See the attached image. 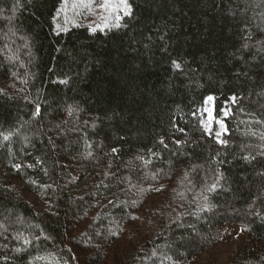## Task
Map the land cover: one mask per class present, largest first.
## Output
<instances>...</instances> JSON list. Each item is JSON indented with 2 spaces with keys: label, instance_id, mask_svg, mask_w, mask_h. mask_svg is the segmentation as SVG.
<instances>
[{
  "label": "trees",
  "instance_id": "1",
  "mask_svg": "<svg viewBox=\"0 0 264 264\" xmlns=\"http://www.w3.org/2000/svg\"><path fill=\"white\" fill-rule=\"evenodd\" d=\"M128 2L0 0V264H264V0Z\"/></svg>",
  "mask_w": 264,
  "mask_h": 264
},
{
  "label": "rangeland",
  "instance_id": "2",
  "mask_svg": "<svg viewBox=\"0 0 264 264\" xmlns=\"http://www.w3.org/2000/svg\"><path fill=\"white\" fill-rule=\"evenodd\" d=\"M74 2H76V0H68L67 6L64 7V10L60 11V14L61 12L62 14L64 13L65 16L64 20H68L72 16V13L76 12L77 18L80 22L87 23L92 28H96V29L99 28L100 26L104 27L103 25H105V22L102 18L107 17L108 13L99 7V4L102 3V0H93L91 10L84 7L72 8L71 5ZM120 15L122 16L123 13L121 12ZM112 20H115V18L109 17L107 20V24ZM115 23H117V21H115ZM97 25H99V27H97ZM207 98L204 101V105L199 110V115L202 119V126L204 130L207 132V134L213 133L216 137V140L219 143H223L224 136L228 132L225 120L230 115V108L229 107L225 108L223 110V116L221 118H217L215 115L214 98L212 100H208ZM226 111L228 113L227 116L224 115ZM209 112H211L212 116L214 117V120L211 122H209L208 119ZM216 121L223 123L224 128H221L220 123H217ZM176 128L179 130L180 140L181 141L185 140L183 135L186 132L185 127L182 126L180 123H177ZM217 133H220V135L217 136ZM29 200L35 205L36 209L38 210L42 209L43 203L35 195L30 194ZM248 241L250 240L246 231L241 226H234L232 228L231 234L227 238H225L222 242H220L218 245H216L211 251L205 254V256L212 259L217 264H226L229 259V256H231L232 253L238 248V245ZM250 244L256 245L258 243L253 241L250 242Z\"/></svg>",
  "mask_w": 264,
  "mask_h": 264
},
{
  "label": "snow or ice",
  "instance_id": "3",
  "mask_svg": "<svg viewBox=\"0 0 264 264\" xmlns=\"http://www.w3.org/2000/svg\"><path fill=\"white\" fill-rule=\"evenodd\" d=\"M68 4V0H64V4L62 6L61 10H64V7L67 6ZM92 4H93V0H76V2H74L71 6L72 8H77V7H84L87 8L89 10H91L92 8ZM99 7L102 8L105 12L108 13L107 17H103L102 19L105 22V26H107V20L109 17H114L116 21H120L122 19V16L120 15V13H123V16H130L131 15V5L129 4L128 0H102V3L99 4ZM116 26H119V24H117ZM57 29L63 31L64 29H62L60 27L59 24L56 25ZM97 27H99V25H97ZM91 31L95 32L96 28H92ZM174 63V67L179 69L180 68V64L173 62ZM208 100H212L213 97H208ZM233 100V102L235 101V97L231 98ZM39 112V108H37V114ZM225 116L228 115L227 111L224 113ZM209 122L214 120V117L212 116L211 112H209V116H208ZM217 123H220L219 121H216ZM220 127L224 128L223 123H220ZM207 130V129H206ZM220 133H217V136H219ZM5 140L8 139L7 136L4 137ZM161 143H163V141H161ZM113 151L115 152L116 149H113ZM159 191V189H158ZM136 218V217H134ZM26 243L28 242L27 240L25 241Z\"/></svg>",
  "mask_w": 264,
  "mask_h": 264
}]
</instances>
